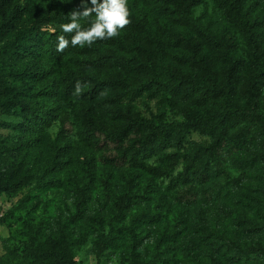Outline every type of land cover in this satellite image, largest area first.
I'll use <instances>...</instances> for the list:
<instances>
[{"label": "trees", "instance_id": "trees-1", "mask_svg": "<svg viewBox=\"0 0 264 264\" xmlns=\"http://www.w3.org/2000/svg\"><path fill=\"white\" fill-rule=\"evenodd\" d=\"M207 1L240 34L244 48L236 36L216 35L194 17ZM250 1L127 0L132 24L118 38L61 53L59 26L70 22L71 11L82 10L81 0H0V114L21 119H0V130L15 135L12 143L0 135V198L39 178L43 187L50 174L47 183L59 186L79 147L136 173L115 195L111 218L88 215L96 190L90 172V180L72 182L67 215L37 222L17 213L23 201L0 214V225L21 222L16 254L30 264H79L77 252L88 243L101 255L129 239L122 264H161L158 253L145 251L140 231L161 213L142 208V196L155 198L162 182L180 204L199 203L192 177H208L211 162L224 154L251 153L264 173V19ZM77 81L87 84L78 97ZM142 98L167 109L147 116L137 106ZM55 125L58 139L50 142ZM193 133L209 140L188 146ZM168 149L175 150L152 162ZM167 234L177 242L171 228ZM236 240L230 242L236 256L264 259V241Z\"/></svg>", "mask_w": 264, "mask_h": 264}, {"label": "rangeland", "instance_id": "rangeland-1", "mask_svg": "<svg viewBox=\"0 0 264 264\" xmlns=\"http://www.w3.org/2000/svg\"><path fill=\"white\" fill-rule=\"evenodd\" d=\"M250 6L262 21L264 0H251ZM194 17L203 27L216 35L236 36L244 48L240 34L226 22L212 1L198 6L194 11ZM258 27L262 32L263 27ZM137 106L147 116L167 109L165 103L147 98L140 99ZM0 119L21 121L20 118L2 114ZM59 130L58 125L50 129V142L58 139ZM0 135L8 139V143L15 140V135L10 130L1 129ZM208 140L206 136L193 133L188 146L193 141L204 143ZM48 148L49 145L46 146V149ZM174 150L158 152L152 162H160L167 152ZM99 157L100 154L79 147L73 158L69 159L68 170L62 173L63 181L59 186H54L53 182L47 183L51 180L50 174L46 176V185L43 187L37 186L41 180L39 178L15 195H2L1 216L22 201L17 213L21 215L27 213L28 217L37 222L44 219L53 221L60 213L67 215L73 207L72 182L90 180L88 177L90 172L96 190L89 204L88 215L111 218L115 195L126 187L127 179L136 176V173L127 167L106 165ZM9 160L8 158L6 163ZM209 168V175L205 179L192 177V183L202 197L197 204H180L166 190L167 183L162 182L160 187H157L158 194L155 198L149 200L145 196L141 197L144 201L142 208L151 211L152 214L153 210L159 209L161 213L155 215V220L142 223L140 227L145 251L149 256L158 253L161 264H250V261L254 264H264V259L259 256L248 261L245 257L236 256L230 245L234 239L264 241V173L258 169L251 153L235 157L224 154L221 161H212ZM181 169L182 166L177 171ZM166 215L172 221L168 222L169 218ZM13 221L9 219L8 223L0 225V264H30L28 259L15 253V247L19 245L23 236V229L20 221L10 224ZM170 228L176 234L177 242H169L166 239L168 234L163 236ZM128 247L129 239H126L123 248L110 249L98 255L92 243H88L77 252L76 258L79 264H122L127 262Z\"/></svg>", "mask_w": 264, "mask_h": 264}, {"label": "clouds", "instance_id": "clouds-1", "mask_svg": "<svg viewBox=\"0 0 264 264\" xmlns=\"http://www.w3.org/2000/svg\"><path fill=\"white\" fill-rule=\"evenodd\" d=\"M82 10L68 14L70 22L62 23L57 36V52H64L69 46L91 48L97 41L118 38L126 26L132 24V11L127 0H90L91 7L81 0ZM55 31V30H53ZM65 34H71V39ZM87 87L77 81L73 95L80 96Z\"/></svg>", "mask_w": 264, "mask_h": 264}]
</instances>
